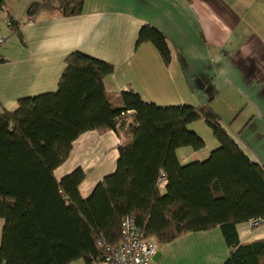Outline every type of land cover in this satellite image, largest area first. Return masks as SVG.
<instances>
[{
  "label": "trees",
  "instance_id": "1",
  "mask_svg": "<svg viewBox=\"0 0 264 264\" xmlns=\"http://www.w3.org/2000/svg\"><path fill=\"white\" fill-rule=\"evenodd\" d=\"M84 0H45L41 12L78 15ZM0 7L5 10L4 0ZM19 32V25L12 22ZM152 42L164 62L171 52L165 35L144 26L137 45ZM55 93L19 100L0 110V218L4 219L0 264H70L101 259L97 242L121 241V223L134 217L145 236L167 244L188 232L220 226L231 256L225 264H264V240L239 243L236 225L264 223V168L252 162L207 105L159 107L131 92L108 94L106 62L73 52ZM205 121L219 147L202 162L181 164L177 151H199L205 141L188 126ZM113 130L121 137L116 171L91 196L79 187L86 174L77 168L58 181L55 170L73 142L88 131ZM165 192H162V184Z\"/></svg>",
  "mask_w": 264,
  "mask_h": 264
},
{
  "label": "crops",
  "instance_id": "2",
  "mask_svg": "<svg viewBox=\"0 0 264 264\" xmlns=\"http://www.w3.org/2000/svg\"><path fill=\"white\" fill-rule=\"evenodd\" d=\"M44 1L4 0L5 10L0 7L1 111L15 110L21 99L55 93L67 56L81 52L113 67L104 79L108 94L133 91L159 107L209 105L239 148L264 168V0H84L78 15L44 11L29 20L30 8ZM11 21L19 32L9 28ZM144 26L165 35L169 64L152 42L137 45ZM202 123L188 128L206 145L199 151L179 148L183 165L205 161L219 147ZM121 144L113 130L83 133L55 170L56 179L82 168L86 177L79 192L89 198L116 171ZM4 225L0 218V246ZM235 228L241 245L264 240V223ZM230 256L218 226L160 244L153 264H225Z\"/></svg>",
  "mask_w": 264,
  "mask_h": 264
},
{
  "label": "built area",
  "instance_id": "3",
  "mask_svg": "<svg viewBox=\"0 0 264 264\" xmlns=\"http://www.w3.org/2000/svg\"><path fill=\"white\" fill-rule=\"evenodd\" d=\"M9 28L12 24L9 22ZM4 39L0 34V46ZM3 61L0 55V63ZM261 220L253 221V225L261 224ZM122 239L111 244L106 239H99L98 248L101 259L96 264H153V258L159 250V243L145 236L143 229L137 226L133 216H125L121 223Z\"/></svg>",
  "mask_w": 264,
  "mask_h": 264
},
{
  "label": "rangeland",
  "instance_id": "4",
  "mask_svg": "<svg viewBox=\"0 0 264 264\" xmlns=\"http://www.w3.org/2000/svg\"><path fill=\"white\" fill-rule=\"evenodd\" d=\"M202 121H203V120H202ZM204 122H205V121H203V123H202L203 127L208 131V133L213 134L211 128H210L206 123H204Z\"/></svg>",
  "mask_w": 264,
  "mask_h": 264
}]
</instances>
